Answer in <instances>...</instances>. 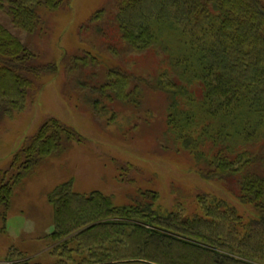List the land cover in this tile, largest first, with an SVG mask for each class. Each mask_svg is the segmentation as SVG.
<instances>
[{
  "label": "trees",
  "instance_id": "obj_1",
  "mask_svg": "<svg viewBox=\"0 0 264 264\" xmlns=\"http://www.w3.org/2000/svg\"><path fill=\"white\" fill-rule=\"evenodd\" d=\"M64 1L0 0V120L24 110L56 71L22 40L39 36L43 11ZM82 28L97 45L95 57L64 60L73 92L118 127L149 131L154 119L159 147L185 155L232 198L199 192L193 209L167 210L147 191L116 205L101 191H74L69 179L47 196L54 264H264V0H113L109 14L98 11ZM76 137L55 118L39 127L0 174L5 211L13 188Z\"/></svg>",
  "mask_w": 264,
  "mask_h": 264
},
{
  "label": "rangeland",
  "instance_id": "obj_2",
  "mask_svg": "<svg viewBox=\"0 0 264 264\" xmlns=\"http://www.w3.org/2000/svg\"><path fill=\"white\" fill-rule=\"evenodd\" d=\"M112 1L65 0L57 11H43L41 36L22 40L31 43L39 63L53 62L57 67L53 74L43 77L24 110L0 120V174L9 171L14 155L50 118L71 128L77 137L69 139L61 153L43 158L13 188L6 211L0 204V264H17V256L8 255L12 248L21 251L30 264H54L57 258L49 253L53 245L52 206L47 196L54 187L69 179L73 180L74 191H101L111 195L116 205L143 200L140 193L147 191L157 193V204L167 210H173L178 204L193 209L199 192L232 198L223 188L202 179L191 169L185 155L176 149L159 147L161 136L157 133L158 127L153 126L154 119L153 129L149 131L143 123L134 131L127 125L118 127L109 121L111 113L104 118L96 115L73 92L64 60L74 54L83 55L82 52L97 45L93 34L82 27L98 11L109 14ZM122 57L119 60L125 62L126 58ZM143 59L150 63L149 68L156 61L150 53ZM157 102L152 104L157 106ZM158 113L162 118L163 109L159 108Z\"/></svg>",
  "mask_w": 264,
  "mask_h": 264
}]
</instances>
